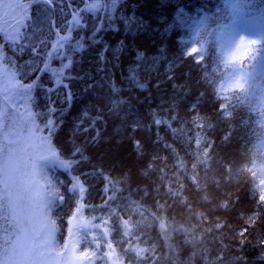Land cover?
Returning a JSON list of instances; mask_svg holds the SVG:
<instances>
[{
	"label": "trees",
	"instance_id": "1",
	"mask_svg": "<svg viewBox=\"0 0 264 264\" xmlns=\"http://www.w3.org/2000/svg\"><path fill=\"white\" fill-rule=\"evenodd\" d=\"M94 3L98 11L86 10ZM106 4L21 0L26 18L17 24V38L0 29L2 75L18 92L17 100L0 94V133L23 112V97L34 136L45 137L55 158L69 164H42L50 177L47 228L54 248L88 255L110 249L121 264H264L262 110L237 91L218 94L223 67L178 44L219 0H126L125 13L145 21L135 33L122 22L119 30L108 28ZM247 7L264 18V0ZM260 46L250 48L245 67ZM138 63L142 89L128 79ZM61 71L67 87L56 84ZM9 73L15 82L6 79ZM21 86H32L30 97ZM10 131L11 144L22 142L23 129ZM79 212L88 228L81 222L74 229Z\"/></svg>",
	"mask_w": 264,
	"mask_h": 264
},
{
	"label": "rangeland",
	"instance_id": "2",
	"mask_svg": "<svg viewBox=\"0 0 264 264\" xmlns=\"http://www.w3.org/2000/svg\"><path fill=\"white\" fill-rule=\"evenodd\" d=\"M20 2L21 0H0V29L4 31L9 40L17 38V24L19 22L20 24H25L26 17L23 15ZM234 15L239 16L235 36L246 34L258 39L264 36V20H262L261 16H244L240 15L239 11L235 12ZM235 36L229 37L225 41L229 43L227 48L232 46ZM248 41H244V45L239 49L240 53L249 51ZM230 67H235L240 72L250 74L249 79L252 88L250 89L249 84L245 83V91L240 92L248 94V99L255 98L257 101L256 105L263 109L262 116L264 123V86L257 90L254 84L257 75L261 71H264V56L256 62L252 72L244 69L240 63H236ZM3 73H7L4 70V65L2 67L0 66V94L2 98L6 100L9 98H13L14 100L15 98L17 100L16 96L18 92L11 91L7 88L8 85L2 75ZM6 79L9 78L6 76ZM222 80L219 83L218 89H220ZM241 82L244 83L245 81L242 80ZM218 92L219 94H226L222 89ZM18 102L20 107H23V112L16 113L14 115L15 119L9 125L10 129H5L0 133V264H96L98 259H104L100 264H121L122 262L114 263V252L110 249H107L103 255H100V251L97 250L100 254L94 251L87 256L83 255L84 252H72L71 247L68 253L53 250V234L51 235L50 228H46L43 232H40V236H36L38 230L35 225L40 222V219L36 217V212L33 207L36 200V193L42 192L45 199H50L45 190L46 183L49 182L50 177L47 167L46 171L42 173L44 169L42 168L44 167L42 164H50L54 160L52 157L48 160H40L39 157L42 155H50L53 149L49 144H44L46 142L45 137L38 138L34 136L35 131L31 126L32 120L28 116L29 113H26L23 97L18 98ZM7 120L5 117L2 123L7 124ZM17 127L24 130L21 133L23 140L22 142L11 144L15 139H11L12 132L10 130L16 129ZM261 144L264 145V140L261 141ZM10 151L14 157L12 161L7 160ZM25 153L28 154L30 159L27 158V162L23 163V159L26 157L24 155ZM33 163L36 164L35 169H33ZM261 174L263 178L260 185H264V168ZM60 201L62 200L60 199ZM3 204H5V207ZM10 217L12 219H9ZM73 220L74 229L81 222L88 228V220L84 218L82 212L76 214ZM41 222L40 226L47 223L44 220H41ZM90 226L96 227L94 225ZM48 232H50L51 239L47 244H44L43 241L48 238L46 235ZM18 237H24L26 241L30 253V258L27 260H20L18 252L17 255H13L12 253V246L16 243ZM73 240H76V235L73 236ZM48 248L51 249V252ZM114 251L115 255L119 254L116 250ZM75 254L77 256H74ZM69 256L71 258H68Z\"/></svg>",
	"mask_w": 264,
	"mask_h": 264
},
{
	"label": "snow or ice",
	"instance_id": "3",
	"mask_svg": "<svg viewBox=\"0 0 264 264\" xmlns=\"http://www.w3.org/2000/svg\"><path fill=\"white\" fill-rule=\"evenodd\" d=\"M124 3H126V0H110V5L109 4L105 5V10L109 11V13H110L108 15V25H107L108 28L113 29V30H119L118 27L116 26L117 22H122L124 24V27H125L127 32L135 33L137 31H140L144 27L145 21H143L141 18L137 17L135 15V13H133L132 15H127L125 13V10L122 7H120V5H122ZM99 8H100V6L98 4L94 3L86 10L96 12L99 10ZM76 23H79V21L77 20ZM173 28H174V22L172 24L167 25L165 32L168 34H171ZM96 31H100V29L98 28V29H96ZM61 39L64 40L66 38L62 37ZM97 42H99V41H97ZM178 44L185 46V50H187V48L191 47V42L189 40L184 39L183 37H181V39L178 41ZM257 44H258V42L256 40H249L248 41L249 48H251V46L257 45ZM259 44L261 46L255 49V56L253 57V60L255 61V63L262 56H264V43H259ZM243 45H244V40H241L240 43L235 47V50L231 52V55L228 56L227 61L224 63V65H223V69H224L223 80H222L220 89H218V91H220L222 89V91L225 93L232 91V90H239L241 92H244L245 91V83L249 84L250 89L252 88L250 85V79H249L250 74L240 72L235 67H230L232 65H235L236 63L242 64L243 61L248 57L249 52L245 51L243 53H240V51H239L240 47H242ZM107 50H108L107 47H105L104 51H107ZM121 50L122 49L114 50V54H118L119 51H121ZM197 51H199L201 53V55L199 57L200 59H205L206 56L212 57L214 63L219 68V66L221 64H220V62H218V60L215 56H212L211 53L205 54L201 50H198L195 47H191L192 53H196ZM101 58L103 59V56ZM137 60L139 62L144 61L143 53L137 54ZM70 66H71V61H69V63L64 65L63 67L68 68ZM140 66H141V64L138 63L137 65L130 68L128 79L135 87L142 89L144 87V85L140 82L139 77H138V72H137V69ZM260 75H261V77H264V71H261ZM9 79L11 81L15 82V73H9ZM63 80H64V73L61 71L59 73L57 79H56L57 86L62 85ZM242 80H244L245 82L242 83L241 82ZM63 86L67 87V84H63ZM31 87L32 86H29L28 88H23L21 86V95L26 96V97H30ZM118 91H119V89L115 88V86H114L113 92L118 93ZM115 103L118 105L119 103H121V101H115ZM222 107H223V105H222ZM160 122H161L160 120H156L157 124H159ZM53 123H54L53 121L49 120L48 124L46 126L50 127V130H51V126L53 125ZM77 151H79V149H77ZM50 157H52V158L56 157L55 151H51L50 155H42L39 157V159L40 160H48ZM13 158H14L13 153L10 151L9 155L7 157V160L12 161ZM53 162L59 164V166L64 167V168L69 167V164H66L63 161H59L58 159H54ZM35 168H36V164L33 163V169H35ZM77 183H79L78 180H77ZM84 191H85V189L81 186L80 187L81 197H83ZM62 199H63V197H61V200ZM260 199L264 200V194H262L260 196ZM50 206H53V201L45 199L42 192H37L36 193V200H35L33 207H34L36 214H38L41 217V219L44 221H47V212H48V210H50ZM163 227H164V225L161 224V228H163ZM45 228H47V223H45ZM46 235L48 238L43 241L44 244H47L49 242V240L51 239L50 232L46 233ZM109 246H111V245H109ZM143 251H144L143 249H139L137 254L138 255L142 254ZM17 252L19 254L20 260H27L30 258V253H29V250H28V247H27V244H26L24 237H18L16 243L12 246L13 255H17ZM83 255L87 256L88 253L84 252Z\"/></svg>",
	"mask_w": 264,
	"mask_h": 264
},
{
	"label": "clouds",
	"instance_id": "4",
	"mask_svg": "<svg viewBox=\"0 0 264 264\" xmlns=\"http://www.w3.org/2000/svg\"><path fill=\"white\" fill-rule=\"evenodd\" d=\"M248 3L249 0H219L218 9H213L212 12L199 18L186 37L191 42V46L205 54L214 53L223 67L228 56L231 55L241 40H256L258 43H264V41L246 34L235 36L239 16L234 15V13L239 11L240 15H247ZM218 14H222V18L213 19ZM232 36H235L234 42L230 48H226L225 41ZM183 38L185 39V37Z\"/></svg>",
	"mask_w": 264,
	"mask_h": 264
},
{
	"label": "flooded vegetation",
	"instance_id": "5",
	"mask_svg": "<svg viewBox=\"0 0 264 264\" xmlns=\"http://www.w3.org/2000/svg\"><path fill=\"white\" fill-rule=\"evenodd\" d=\"M4 205V207H5V204H3Z\"/></svg>",
	"mask_w": 264,
	"mask_h": 264
}]
</instances>
